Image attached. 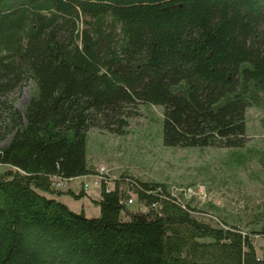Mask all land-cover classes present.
Wrapping results in <instances>:
<instances>
[{
  "label": "trees",
  "instance_id": "obj_1",
  "mask_svg": "<svg viewBox=\"0 0 264 264\" xmlns=\"http://www.w3.org/2000/svg\"><path fill=\"white\" fill-rule=\"evenodd\" d=\"M29 80L24 112L2 99ZM146 103L165 146H245L264 0H0V264H264V224L215 225L163 183L106 179L93 217L55 197L87 194L55 181L94 172L89 130L123 133Z\"/></svg>",
  "mask_w": 264,
  "mask_h": 264
},
{
  "label": "rangeland",
  "instance_id": "obj_2",
  "mask_svg": "<svg viewBox=\"0 0 264 264\" xmlns=\"http://www.w3.org/2000/svg\"><path fill=\"white\" fill-rule=\"evenodd\" d=\"M35 83L31 80L2 97L24 112ZM0 106V125L4 117ZM123 133L99 127L87 137L88 163L93 173L72 180L56 179L55 187L89 192L80 200L66 194L62 200L77 212L98 216L103 183L108 188L115 179L134 176L144 181L166 184L172 193L191 204L197 217L215 225H238L247 232L264 224V108L249 106L245 146L232 149L168 147L163 142V106L139 104L132 109ZM11 135L0 147L5 145ZM9 169L0 165V173ZM87 188V189H86ZM187 189V190H186ZM78 192V193H79ZM130 207L146 210L138 202ZM258 252H264V235L254 234Z\"/></svg>",
  "mask_w": 264,
  "mask_h": 264
},
{
  "label": "crops",
  "instance_id": "obj_3",
  "mask_svg": "<svg viewBox=\"0 0 264 264\" xmlns=\"http://www.w3.org/2000/svg\"><path fill=\"white\" fill-rule=\"evenodd\" d=\"M63 190V189H62ZM73 191H75L76 193H78L79 191L78 190H75V189H72ZM87 195L89 196V197H92L91 196V194L89 193V192H87ZM66 196V194H63V195H56L55 197H57L59 200H61V201H63L62 200V198L63 197H65ZM69 196V195H68ZM72 197V196H71ZM99 198V197H98ZM98 198H96V199H98ZM80 200V199H79ZM64 202V201H63ZM65 203V202H64ZM76 211V210H75ZM100 214V210H99V213L97 214V215H99Z\"/></svg>",
  "mask_w": 264,
  "mask_h": 264
},
{
  "label": "built area",
  "instance_id": "obj_4",
  "mask_svg": "<svg viewBox=\"0 0 264 264\" xmlns=\"http://www.w3.org/2000/svg\"><path fill=\"white\" fill-rule=\"evenodd\" d=\"M108 179V178H107ZM87 189V188H86ZM129 203H133V200H130Z\"/></svg>",
  "mask_w": 264,
  "mask_h": 264
},
{
  "label": "bare ground",
  "instance_id": "obj_5",
  "mask_svg": "<svg viewBox=\"0 0 264 264\" xmlns=\"http://www.w3.org/2000/svg\"><path fill=\"white\" fill-rule=\"evenodd\" d=\"M187 190V189H186Z\"/></svg>",
  "mask_w": 264,
  "mask_h": 264
}]
</instances>
